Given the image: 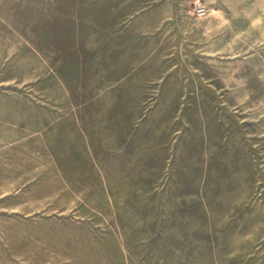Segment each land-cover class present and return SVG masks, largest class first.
I'll use <instances>...</instances> for the list:
<instances>
[{"label": "rangeland", "instance_id": "1", "mask_svg": "<svg viewBox=\"0 0 264 264\" xmlns=\"http://www.w3.org/2000/svg\"><path fill=\"white\" fill-rule=\"evenodd\" d=\"M0 264H264V0H0Z\"/></svg>", "mask_w": 264, "mask_h": 264}, {"label": "built area", "instance_id": "2", "mask_svg": "<svg viewBox=\"0 0 264 264\" xmlns=\"http://www.w3.org/2000/svg\"><path fill=\"white\" fill-rule=\"evenodd\" d=\"M204 12V8L203 7H198L197 9H196V13L197 14H202Z\"/></svg>", "mask_w": 264, "mask_h": 264}]
</instances>
